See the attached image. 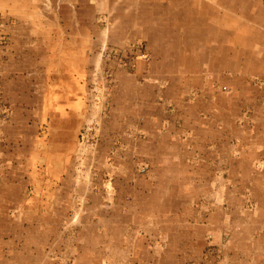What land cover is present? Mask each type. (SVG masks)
<instances>
[{
    "label": "rangeland",
    "instance_id": "rangeland-1",
    "mask_svg": "<svg viewBox=\"0 0 264 264\" xmlns=\"http://www.w3.org/2000/svg\"><path fill=\"white\" fill-rule=\"evenodd\" d=\"M0 264H264V0H0Z\"/></svg>",
    "mask_w": 264,
    "mask_h": 264
},
{
    "label": "crops",
    "instance_id": "crops-1",
    "mask_svg": "<svg viewBox=\"0 0 264 264\" xmlns=\"http://www.w3.org/2000/svg\"><path fill=\"white\" fill-rule=\"evenodd\" d=\"M129 229H132V228L129 227ZM129 229H128V228H125V231H126V230L128 231ZM154 231H155V233L157 234V230L154 229Z\"/></svg>",
    "mask_w": 264,
    "mask_h": 264
}]
</instances>
